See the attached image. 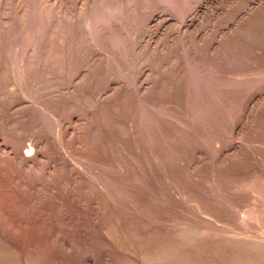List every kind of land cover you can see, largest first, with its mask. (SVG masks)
<instances>
[{
  "label": "rangeland",
  "instance_id": "1",
  "mask_svg": "<svg viewBox=\"0 0 264 264\" xmlns=\"http://www.w3.org/2000/svg\"><path fill=\"white\" fill-rule=\"evenodd\" d=\"M0 264H264V0H0Z\"/></svg>",
  "mask_w": 264,
  "mask_h": 264
},
{
  "label": "bare ground",
  "instance_id": "2",
  "mask_svg": "<svg viewBox=\"0 0 264 264\" xmlns=\"http://www.w3.org/2000/svg\"><path fill=\"white\" fill-rule=\"evenodd\" d=\"M29 156V155H28Z\"/></svg>",
  "mask_w": 264,
  "mask_h": 264
}]
</instances>
